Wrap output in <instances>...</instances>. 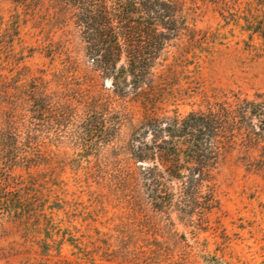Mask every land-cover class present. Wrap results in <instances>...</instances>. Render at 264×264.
I'll list each match as a JSON object with an SVG mask.
<instances>
[{"label":"rangeland","instance_id":"1","mask_svg":"<svg viewBox=\"0 0 264 264\" xmlns=\"http://www.w3.org/2000/svg\"><path fill=\"white\" fill-rule=\"evenodd\" d=\"M225 1L224 15L201 0L193 8L207 51L200 60L188 54L185 69L168 80L181 91L169 115L203 109L205 96L264 99V44L236 24V0ZM60 9L58 0H0V264H264V168L232 151L214 171L217 202L203 216L202 204L175 187L157 192L173 197L159 209L126 149L140 109L112 95L111 80L98 73L54 79L72 89L86 81L98 100L109 98L124 118L114 138L90 140L80 128L82 109L73 107L60 125L39 131L38 165L11 160L22 154L8 130L10 121L25 119L26 78L45 67L57 75L66 59L87 61L69 13ZM173 50L166 49L162 65L174 61ZM251 154L264 163V150ZM13 190L22 196L16 208L8 201Z\"/></svg>","mask_w":264,"mask_h":264},{"label":"trees","instance_id":"2","mask_svg":"<svg viewBox=\"0 0 264 264\" xmlns=\"http://www.w3.org/2000/svg\"><path fill=\"white\" fill-rule=\"evenodd\" d=\"M58 1L60 11L64 15L69 13L87 61L66 59L57 75L49 74L45 67L23 82L25 119L19 124L10 121L8 130L12 149L20 143L22 154L18 157L13 154L12 161H21L28 169L38 165L44 144L39 131L51 124L60 125L62 113L73 107L82 109L80 128L90 140L114 138L124 118L109 98L98 100L86 88V81L72 89L69 82L58 85L54 79L68 74L89 77L92 72L111 80L112 95L140 109V118L132 127L126 149L128 159L140 162L139 176L153 191L152 199L159 209L171 205L173 197L164 199L157 192L175 187L186 193L190 202L202 204L203 216L217 202L214 171L232 151L243 153L249 161H257L264 168L260 156L251 154L264 150L262 95L249 99L232 93L212 100L205 96L203 109L188 111L184 116L176 111L168 114V105L181 96L180 88L168 86V80L185 69L181 62L188 54L200 60L207 51L204 45L209 38L203 37L204 41L197 38L192 22L198 0ZM201 1L219 8L221 15L229 7L225 0ZM232 5L238 8L235 21L239 28L249 38L256 35L264 44V0H236ZM64 18L58 23H65ZM240 19L242 23L238 22ZM169 47L174 48V61L162 65ZM121 107L125 110L126 105ZM15 192H10L8 200L13 208L22 200V196L13 195ZM198 199L200 202H194Z\"/></svg>","mask_w":264,"mask_h":264}]
</instances>
